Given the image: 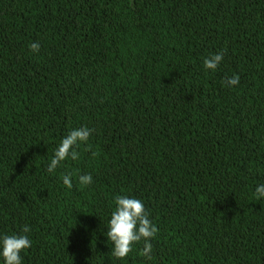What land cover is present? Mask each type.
<instances>
[{
  "label": "trees",
  "instance_id": "obj_1",
  "mask_svg": "<svg viewBox=\"0 0 264 264\" xmlns=\"http://www.w3.org/2000/svg\"><path fill=\"white\" fill-rule=\"evenodd\" d=\"M82 126L79 158L48 172ZM257 184L264 0H0V233L30 226L23 264H264ZM119 195L159 229L151 260L143 240L112 253Z\"/></svg>",
  "mask_w": 264,
  "mask_h": 264
},
{
  "label": "clouds",
  "instance_id": "obj_2",
  "mask_svg": "<svg viewBox=\"0 0 264 264\" xmlns=\"http://www.w3.org/2000/svg\"><path fill=\"white\" fill-rule=\"evenodd\" d=\"M31 50L38 52L39 42H32ZM224 59V52H216L203 61L205 69H217ZM240 82L239 75L233 74L226 80L227 85L235 86ZM92 134V129L87 126L72 128L65 135L48 163L47 171L54 172L68 158L75 161L79 158L77 149L81 144H86ZM81 185L87 186L93 183V177L89 174H81L78 177ZM63 184L72 187V174L66 172L63 175ZM257 198L264 199V184L255 187ZM115 209L111 212L107 222V238L112 242V253L118 259L126 258L134 249V246L143 240L142 255L146 261L152 259L154 239L159 231L157 225L149 218L145 203L141 198L129 195H119L115 198ZM30 226L25 225L20 233H0V259L3 264H23L21 253L30 248L32 240L29 236Z\"/></svg>",
  "mask_w": 264,
  "mask_h": 264
}]
</instances>
